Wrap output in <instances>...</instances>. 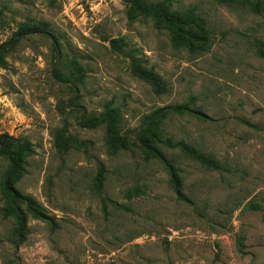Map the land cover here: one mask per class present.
<instances>
[{
  "label": "rangeland",
  "instance_id": "1",
  "mask_svg": "<svg viewBox=\"0 0 264 264\" xmlns=\"http://www.w3.org/2000/svg\"><path fill=\"white\" fill-rule=\"evenodd\" d=\"M172 3L206 37L173 41L123 0H0V264H264V0ZM181 103L200 114L168 113L148 153L145 116ZM107 107L118 136L78 126Z\"/></svg>",
  "mask_w": 264,
  "mask_h": 264
},
{
  "label": "trees",
  "instance_id": "2",
  "mask_svg": "<svg viewBox=\"0 0 264 264\" xmlns=\"http://www.w3.org/2000/svg\"><path fill=\"white\" fill-rule=\"evenodd\" d=\"M129 4V12L132 16L137 14L151 16L156 23H162L166 28L170 30L171 38L173 41L178 43L184 41L187 44H192L194 41L200 42V34L202 37H206L205 30V19L199 14L193 6H189L185 9H178L173 7L172 0H123ZM224 3H232L235 0H220ZM48 24L44 21H38L32 25H23L18 31H16L12 37L3 44L6 48H13L15 44L23 37V35L28 33H40L48 34L47 31ZM203 33H202V32ZM1 47V46H0ZM259 55L264 58V46L262 43L258 42ZM56 53L58 54V48H55ZM133 72L140 78L154 84H158V76L152 71L147 70L139 66L138 63L133 61ZM56 72V71H55ZM57 76L62 78L60 73L57 72ZM64 79V77H63ZM168 113H195L200 114L199 110L190 108L186 103L168 105L163 108H158L152 111L150 114L146 115L144 118V123L146 124V133L140 138L141 147L145 149L148 153L158 155L161 154L158 149L153 145L152 141L154 138H159L158 124L159 121L164 119ZM120 112L116 107H107L105 110L99 114H88L83 115L77 120V124L82 128H94L99 125H103L105 133L110 137H116L119 135L120 127ZM26 144H28L26 142ZM177 145L180 147L183 153L187 156L192 157L194 160L198 161L202 166L211 169H220L221 164L219 161L204 155L198 151L192 145L179 141ZM3 155L9 157L10 150L7 148L2 151ZM21 161V158H18L17 161L12 162V167L17 169L18 162ZM178 183L176 181L175 188L180 199H183L187 202L190 200L182 194L178 189ZM5 185L8 189H12L11 183L8 179H5ZM14 193H18L13 190ZM18 196L24 199L30 211L34 214L40 215L42 212L39 210L38 204L29 196H23L18 194Z\"/></svg>",
  "mask_w": 264,
  "mask_h": 264
}]
</instances>
